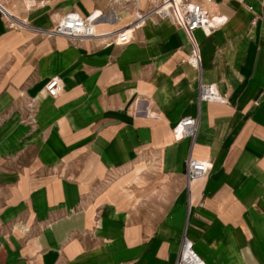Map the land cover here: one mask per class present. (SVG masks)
<instances>
[{
  "label": "crops",
  "instance_id": "0c3cea01",
  "mask_svg": "<svg viewBox=\"0 0 264 264\" xmlns=\"http://www.w3.org/2000/svg\"><path fill=\"white\" fill-rule=\"evenodd\" d=\"M0 2L27 24L10 27L0 11V264H175L184 236L208 264H264V0L213 6L227 22L195 31L201 69L187 61L184 32L157 16L127 43L35 30L68 11L114 9L119 18L97 27L115 31L149 0L129 10L111 0ZM56 75L63 92L34 98ZM201 79L227 102H199ZM122 86L138 88L135 103L157 116L99 112L95 102L116 101ZM187 116L198 132L177 139L172 128ZM189 153L213 163L190 188Z\"/></svg>",
  "mask_w": 264,
  "mask_h": 264
},
{
  "label": "built area",
  "instance_id": "2783aa9c",
  "mask_svg": "<svg viewBox=\"0 0 264 264\" xmlns=\"http://www.w3.org/2000/svg\"><path fill=\"white\" fill-rule=\"evenodd\" d=\"M117 4H139V0H111ZM223 0H149L150 8L144 13L136 12V21L144 18L145 15L157 16L160 19H168L179 24L186 32L191 45L192 53L188 58V62L194 67L201 69L200 66V46L195 38V31L202 30L205 35L212 34L217 28L227 22V16L220 12H213V6ZM228 1H243V0H228ZM251 8V6H249ZM0 11L7 18L9 25L12 27L15 22L19 25L27 26L15 18L0 2ZM113 14L116 12L112 9ZM97 12H91L88 15H83L79 11L72 10L65 13L58 21L56 26L51 29L35 28L38 32L48 36H66L74 42H83L95 38H103L107 44L113 42L127 43L132 39L133 31L121 28L115 31L98 32L97 24L101 17H105L103 13L96 16ZM111 16L107 17L110 18ZM115 19L117 17L115 16ZM20 26L19 27H23ZM194 57L197 62H191ZM64 90L63 79L56 75L49 78L45 84L46 94L50 97H58ZM198 101L207 102H227V95L220 92L216 83L204 82L202 79L199 84ZM138 104V103H137ZM137 112L139 111L138 108ZM143 113L148 114L147 107L143 108ZM140 112V111H139ZM199 118L195 116H187L181 118L173 128L175 138L181 139L184 137L195 138L198 132ZM180 135V136H179ZM213 163L208 159L197 158L189 153L185 161V179L187 187L191 184L206 178ZM175 264H208L194 249L193 242L187 236L183 237L180 251Z\"/></svg>",
  "mask_w": 264,
  "mask_h": 264
},
{
  "label": "rangeland",
  "instance_id": "374dc122",
  "mask_svg": "<svg viewBox=\"0 0 264 264\" xmlns=\"http://www.w3.org/2000/svg\"><path fill=\"white\" fill-rule=\"evenodd\" d=\"M9 5V7H10V4H8ZM120 6H122L123 7V9L124 10H129L130 8H134L135 7V5H134V3L133 4H131V3H129V5H127V4H125V5H120ZM11 8V10H13L14 12H15V14L17 13V11L11 6L10 7ZM89 14V13H88ZM88 14H85V15H88ZM126 14H128L126 11L124 12V13H120L119 15H121L122 16V18H123V16L124 15H126ZM17 15V14H16ZM148 16H153V15H145L144 16V18L143 19H145L146 17H148ZM135 20H137V19H135ZM135 20H133L132 22H129V23H127L128 25L129 24H131V23H133L134 25L132 26V28H130L129 29V31H131V30H135L136 28H139V27H142L143 25H139L138 24V22H135ZM138 20H141V19H138ZM145 23V22H144ZM144 23H142V24H144ZM170 24H172L175 28L177 27V28H179L180 30H182L183 32H184V36L186 37L185 39H186V41H187V44H190V46H191V49H192V45H191V42H190V40H189V38H188V36H187V34H186V32L184 31V29L179 25V24H177V23H175V22H173V21H171V22H169ZM127 24H125L122 28H126V25ZM11 27V26H10ZM12 27H19V25L15 22V25L14 26H12ZM119 30V29H118ZM98 31H100V30H98ZM137 90H139L138 88H134V87H129V86H122V89H121V93L119 94V97H116V101L117 102H119V103H117L116 101H114L113 99H112V95L110 94V97H111V99H106L105 100V103L103 102H101V103H98L97 101L95 102V104H97L98 105V108H99V112H102V109H106V108H110V109H114V106H120L121 107V109L123 110V111H126L127 113H129V114H132V116L133 115H136V114H142L143 112V108L145 107L144 105H140V104H138L137 105V103H135L136 102V100H135V97H134V95L136 94V91ZM113 91V90H112ZM140 91H144V87L142 88V90H140ZM41 95H43V96H48L47 94H46V91H45V88H42L41 89V92L40 93H38V94H34V98H37L38 96H41ZM94 99L96 100V97H94ZM31 100V99H30ZM31 102H33V100L31 101ZM95 104H93V105H95ZM93 105H92V103L90 104V112H89V116H91L92 117V114H93ZM141 106V111H140V108H138V106ZM26 106H30V105H28V104H26L25 105V107ZM33 106L35 107V104L34 103H32L31 104V106H30V108L31 109H33ZM136 108H138L139 109V111L137 112V109ZM27 111H28V107H27ZM153 111H155V109H153ZM155 112H157V110L155 111ZM150 116H154V114H151V115H149V117ZM157 116V115H156ZM160 116V115H159ZM33 120V117L32 118H25V120L24 121H26V122H30V121H32ZM86 122V119H83V121H82V123H85ZM173 129V128H172ZM33 154H34V152H31V154L30 155H32L33 156ZM87 154V152L85 153V155ZM150 155V154H149ZM149 155H148V157H149ZM82 157H84V156H82ZM81 157H79L78 158V160H81L80 159ZM147 158H145V156H143V159H142V162H143V165L141 166V167H138V170L139 171H144L143 173H145V164H146V162H147V160H146ZM155 161L157 160V158H153ZM153 160V161H154ZM155 163V162H154ZM156 165H157V163H155ZM113 172V171H112ZM117 174H119L118 172H117ZM109 177H110V175H109ZM112 177V176H111Z\"/></svg>",
  "mask_w": 264,
  "mask_h": 264
},
{
  "label": "bare ground",
  "instance_id": "6f19581e",
  "mask_svg": "<svg viewBox=\"0 0 264 264\" xmlns=\"http://www.w3.org/2000/svg\"><path fill=\"white\" fill-rule=\"evenodd\" d=\"M139 3H141V0H139ZM11 13V12H10ZM12 14V13H11ZM99 14H101L100 12H97V14H96V16H99ZM111 17L110 18H112V19H115V16L117 17V18H119L118 17V15H117V13H115V14H112V15H110ZM150 17H152V16H148V17H146L145 19H141V20H139V21H137L138 22V24H142V23H144L145 22V20L147 19V18H150ZM105 18H107V16H103V17H101V19L99 20L100 22H101V20L102 19H105ZM20 26H23V23L22 24H19ZM134 24L133 23H131V24H127L126 25V28H124V29H130V28H132V26H133ZM97 31H98V27H97ZM99 32V31H98ZM190 61L191 62H194V63H196L197 62V60L194 58V57H192L191 59H190ZM138 108H140V111H141V106H138ZM149 108V107H148ZM147 108V109H148ZM151 114H154V116L156 115L153 111H151L150 109H148V116L149 115H151ZM180 136V135H179Z\"/></svg>",
  "mask_w": 264,
  "mask_h": 264
}]
</instances>
